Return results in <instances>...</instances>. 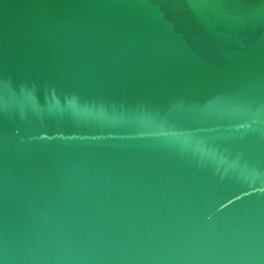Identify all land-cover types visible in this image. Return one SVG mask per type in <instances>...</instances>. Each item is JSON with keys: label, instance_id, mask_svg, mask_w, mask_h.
<instances>
[{"label": "water", "instance_id": "water-1", "mask_svg": "<svg viewBox=\"0 0 264 264\" xmlns=\"http://www.w3.org/2000/svg\"><path fill=\"white\" fill-rule=\"evenodd\" d=\"M0 264H264V0H0Z\"/></svg>", "mask_w": 264, "mask_h": 264}]
</instances>
